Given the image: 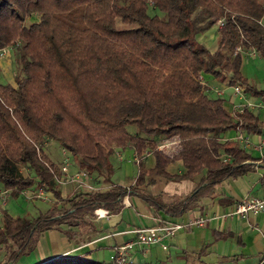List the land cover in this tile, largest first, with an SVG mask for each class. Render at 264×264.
<instances>
[{
    "label": "trees",
    "instance_id": "obj_1",
    "mask_svg": "<svg viewBox=\"0 0 264 264\" xmlns=\"http://www.w3.org/2000/svg\"><path fill=\"white\" fill-rule=\"evenodd\" d=\"M220 20L211 52L197 39ZM263 20L264 0H0V49L10 46L17 64L14 84L0 82V189L16 198L35 188L54 199L36 218L2 210L0 245L13 246L3 264L32 250L43 232L76 225L98 209L118 213L128 195L177 217L198 193L165 206L139 192L148 177L179 182L204 172L202 186L214 187L248 173L250 153L214 134H260L264 120L232 112L198 78L241 85L264 101V90L240 71L241 49L264 62ZM173 137L179 151L168 157L159 143ZM47 142L109 187L63 199L58 170L42 151ZM126 147L140 158L135 182L110 184L113 154ZM148 153L151 168L141 161ZM176 161L184 173L168 174Z\"/></svg>",
    "mask_w": 264,
    "mask_h": 264
},
{
    "label": "crops",
    "instance_id": "obj_2",
    "mask_svg": "<svg viewBox=\"0 0 264 264\" xmlns=\"http://www.w3.org/2000/svg\"><path fill=\"white\" fill-rule=\"evenodd\" d=\"M215 26L218 29L219 24ZM207 86L209 94L212 95V93L216 94L214 89H220L221 83L211 80ZM217 96L224 97L223 94ZM247 96L252 101L262 100L251 94ZM227 98L228 101L224 98V104L231 110L230 106L234 103L235 97L228 95ZM254 114L260 120H264V111ZM237 135V131H230L221 135L216 133L214 137L219 136L223 141L236 142ZM244 135L249 144L243 147L255 160L250 163V170L245 175L226 179L214 187L202 186L204 172L191 180L179 182H171L161 177H148L146 184L139 187V192L157 197L165 206L176 205L198 190L197 195L191 199L181 215L166 216L160 211H155L138 196L128 195L123 198L122 207L116 214L98 209L92 215H86L82 221H76V225L70 227L62 225L59 229L53 228L40 234L32 249L37 251V257L30 258L25 264H60L73 260L109 264L113 260L116 247L135 239L134 230L155 226L159 220L185 224L190 219L199 217L206 218L205 226H185L173 236L164 237L159 244L147 249L134 247L131 250L132 260L140 264H201V262L202 264H262L264 214H248L245 218L226 215L243 198H264V130L260 134ZM159 145V150L168 157H173L179 151L177 137L161 141ZM113 159L110 184L123 187L133 185L138 170L137 162L140 160L135 151L130 147L118 148L113 154ZM50 160L54 164L62 161ZM124 161L127 162L125 166L122 164ZM141 161L147 168L153 166V157L150 153L143 155ZM130 163H133L135 169L132 168L133 166L130 169L127 167ZM64 166L66 172L62 175L56 170L57 191L63 199L109 187V183H104L103 180L100 182L95 174H85L80 169L79 161L72 156L68 157V162ZM166 172L170 175L184 173L181 161L171 163L166 168ZM125 178L131 180V183L125 184ZM86 186L91 188L88 192ZM37 191L41 193L42 190ZM42 192L41 197L32 196L33 198L29 200L19 195V198L25 200L28 205L29 212L26 214L32 218L45 213L54 203L51 194ZM4 206L0 203V226ZM7 212L13 217L19 216L12 211ZM28 253L23 255L27 256ZM8 254L4 246L0 245V264L6 262Z\"/></svg>",
    "mask_w": 264,
    "mask_h": 264
},
{
    "label": "rangeland",
    "instance_id": "obj_3",
    "mask_svg": "<svg viewBox=\"0 0 264 264\" xmlns=\"http://www.w3.org/2000/svg\"><path fill=\"white\" fill-rule=\"evenodd\" d=\"M262 23L264 25V20ZM202 36H204V37L202 38ZM197 40L199 42L201 41L200 43L204 44L207 47V49H209L211 52L214 51L216 49V47L218 46V35H217L216 26H213L208 31H206L204 34H202L201 36H198ZM241 50H242V63H241V70L240 71H241L242 76L248 81V83L254 85L257 89L264 90V62H263V60L260 58V56L255 51H254L255 53L252 54L253 53L252 50H247V52H244L243 49H241ZM16 73H17V64L15 61V53L13 50L10 49L9 52H7V54L0 57V82L2 84H6V83L14 84L13 78H14ZM218 83H220V82H218ZM231 87L227 86L224 83H221V86L219 87L220 89H217L218 93H216V94L212 93L211 96L218 97L217 94H219V95L223 94L224 97L222 96V98L223 99L225 98V100L228 101V98H227L228 95L234 98L233 90ZM244 90H245V88H244ZM246 94L249 95L248 92H246ZM238 102H239L238 99L234 98L233 104H236ZM233 104L230 106L232 112H234V110H235L233 108ZM237 136H236V142L240 143L239 140L237 139ZM240 144L245 147L244 143H240ZM61 149L62 148L56 142H47L44 146H42V151L45 153V155H48V158L55 159L58 161L62 160V161H64L63 162V165H64L68 162V157L71 155L68 154L65 150H63V149L61 150ZM112 160L114 161L113 158H112ZM122 164L123 165L127 164V162L124 161ZM127 167L129 169H130V167L135 169L133 163H130V165H127ZM20 170L22 171V173L24 175L28 174V170L25 167H21ZM124 172H125V169H124ZM62 174L63 173L61 172V175ZM56 178H58V175L56 176ZM101 178L102 177H99L100 182H102V180H103ZM124 181H125L124 182L125 184L131 183V180H126V178L124 179ZM103 182L105 183L104 180H103ZM86 187H87L86 189L88 192V190H90L91 188H89L88 186H86ZM107 187H108V185H107ZM1 190H3V189L1 188ZM40 192L41 193H38V191L35 188H30L29 190L22 193L21 195L25 196L26 200H29V199L33 198L32 196L36 197L39 195V197H41L43 195V192L42 191H40ZM0 203L2 205H5L4 209L6 211H12L15 214H18L19 216L27 215L26 213L29 212L28 205L25 203V200H23L22 198H19V196L16 198H12L10 195V197L6 200V202L4 204L1 201H0ZM3 246H4V249L7 250V253H9L10 250L13 248V246L11 244L3 245ZM27 256L26 255L20 256L18 261L15 264H25L26 261H28L30 258L31 259L36 258L37 257V251L30 250ZM66 262H61V263H66Z\"/></svg>",
    "mask_w": 264,
    "mask_h": 264
},
{
    "label": "built area",
    "instance_id": "obj_4",
    "mask_svg": "<svg viewBox=\"0 0 264 264\" xmlns=\"http://www.w3.org/2000/svg\"><path fill=\"white\" fill-rule=\"evenodd\" d=\"M222 21L218 22L219 26L221 25ZM12 48L4 47L0 49V57L4 56L9 52ZM240 52V50L238 49ZM254 54V50H252ZM199 82L203 87H208L207 82L202 76H199ZM233 90V96L238 99V103L233 104L234 113H242L244 110H249L252 112H261L264 111V101L263 100H250L247 97L246 91L244 90L243 86L241 85H234L231 87ZM216 93H218L217 89H214ZM238 132L237 139L240 143H244L245 146L249 144L247 137ZM63 162L59 164H54L56 169L62 173L66 172V168L63 165ZM11 192L9 190H1L0 189V201L4 204L6 200L10 197ZM248 214L258 215L264 214V198H252L246 197L241 199L239 202L236 203L233 210L227 213V216H240L245 218ZM206 224V218L199 217L190 219L187 223L183 224L180 222H166L163 220H159V222L152 227L147 228H139L134 230L135 239L129 242H126L122 245H119L115 248V255L113 257V262L115 264H140L134 262L131 258V250L134 247L140 246L143 249H147L152 245L159 244L164 237H171L173 236L178 230H181L185 226H198L203 227ZM264 253V251H263ZM262 264H264V257L262 259Z\"/></svg>",
    "mask_w": 264,
    "mask_h": 264
}]
</instances>
